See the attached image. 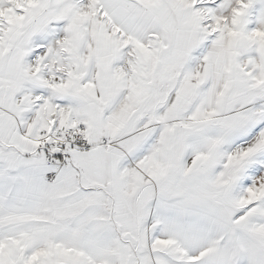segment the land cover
Instances as JSON below:
<instances>
[{"label": "snow or ice", "instance_id": "snow-or-ice-1", "mask_svg": "<svg viewBox=\"0 0 264 264\" xmlns=\"http://www.w3.org/2000/svg\"><path fill=\"white\" fill-rule=\"evenodd\" d=\"M0 264H264V0H0Z\"/></svg>", "mask_w": 264, "mask_h": 264}]
</instances>
